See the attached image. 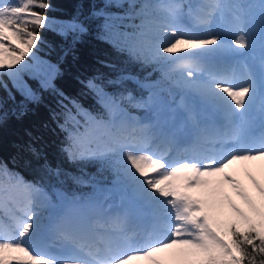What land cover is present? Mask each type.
Wrapping results in <instances>:
<instances>
[{
    "label": "snow or ice",
    "instance_id": "snow-or-ice-1",
    "mask_svg": "<svg viewBox=\"0 0 264 264\" xmlns=\"http://www.w3.org/2000/svg\"><path fill=\"white\" fill-rule=\"evenodd\" d=\"M51 8L49 0H0V58L11 60L5 65L0 59V75L9 76L13 87L30 102L39 98L21 78L30 65L20 62L30 54L38 59L34 49L41 41L39 30L50 26L47 12ZM226 8L232 9L230 17ZM91 16L106 17L107 13L93 10ZM87 30L79 18L68 24L74 39L75 34ZM160 37L163 43L154 48H134L133 55L164 63L192 61L181 67L188 69L187 86L196 89L205 105L241 124L256 107L264 123V0L231 5L208 0L192 17L190 26L174 14L170 25L160 30ZM257 39L261 49L258 65L242 78L229 71L226 63L210 66L188 58L195 50L208 57L242 55L255 46ZM11 41L19 48L12 47ZM193 67L196 71L191 70ZM57 71L53 65V76ZM197 76L201 77L199 81ZM97 79H88L85 88L94 93L109 115L119 118L106 123L73 102L76 114L83 119V131L69 132L68 143L61 150L70 161L98 162L107 169L112 175L111 187L101 190L107 195L103 200L95 195L62 197L61 204L54 206L46 197L37 201L33 193L40 189L14 178V187L24 194V203L11 224H0V264H132L138 260L150 264H257L258 256V264H264V184L250 177L260 198L256 200L225 173L236 162L264 159V136L248 141L240 131L208 138L209 143L223 147L241 136L238 143L229 145L231 151L217 158L201 150L205 137L185 139L166 127L159 118L161 101L155 95L135 104L153 110L154 119L129 123L122 102L131 101L132 93L111 95ZM125 79L128 77L122 76L108 84L123 87ZM3 86L7 88V84ZM41 86L52 87L51 79L42 81ZM69 119L76 120V116L70 114ZM32 151L39 157L35 148ZM44 167L52 170L47 161ZM55 171L59 174V169ZM223 184L232 187L243 208L222 196ZM113 193L145 209L148 226L140 238L126 235L132 219L129 212L110 214L105 207ZM45 208L51 209L47 215ZM225 209L231 215L222 219ZM101 218L113 226L103 237L91 229V224ZM170 249L177 250L173 259L158 257ZM9 253L22 256L6 255Z\"/></svg>",
    "mask_w": 264,
    "mask_h": 264
},
{
    "label": "trees",
    "instance_id": "trees-1",
    "mask_svg": "<svg viewBox=\"0 0 264 264\" xmlns=\"http://www.w3.org/2000/svg\"><path fill=\"white\" fill-rule=\"evenodd\" d=\"M162 1L49 0L52 5L47 12L50 26L39 30L41 41L34 49L38 59H32L30 54L20 62L27 61L30 65L21 77L39 99L36 102L25 99L13 87L9 76L0 75V219L15 214L13 206L20 208L24 203V194L14 187V178L41 188L54 206L61 204L62 197L95 195L103 200L107 195L101 191L111 187L112 175L107 169L98 162L70 161L61 150L68 143L69 132L83 131V119L76 114L73 102L100 116L106 123L111 120L94 93L85 88L88 79L98 78L97 83L111 95L118 96L121 92L126 95L130 91L132 100L123 101L122 107L135 122L144 121L149 113L146 108L135 106L148 92L157 91L173 99L184 90H196L187 86V78L170 75L171 63L133 55L134 48H154L155 44L164 42L160 30L167 21L161 11ZM176 1L186 15L197 0ZM99 9L107 16L93 18L91 12ZM74 18L83 21L88 29L85 33L75 34V39L74 34L68 32V24ZM10 44L19 48L14 41ZM0 59L5 65L11 63L9 59ZM53 65L58 69L54 76ZM122 76L128 77L123 81V87L108 84L109 80ZM50 79L52 87L43 88L41 82ZM70 114L76 116V120L69 119ZM61 125H64L63 130ZM85 146H88L87 141ZM33 148L40 153L39 157L33 153ZM45 161L51 171L44 167ZM231 176L253 199H260L250 177L264 184V170L253 167L248 171H234ZM118 194L109 196L105 204L113 203ZM225 198L244 207L232 187ZM230 215L225 209L221 218ZM166 258L173 259L174 253Z\"/></svg>",
    "mask_w": 264,
    "mask_h": 264
},
{
    "label": "rangeland",
    "instance_id": "rangeland-1",
    "mask_svg": "<svg viewBox=\"0 0 264 264\" xmlns=\"http://www.w3.org/2000/svg\"><path fill=\"white\" fill-rule=\"evenodd\" d=\"M207 2L208 0H197L194 5L190 9H188L186 15H184L181 11L179 3L176 0H163L161 3V11L165 15L167 21L166 26L170 25L171 20L173 19V16L176 13H178L179 20L182 24H184L185 26H190L192 17L197 13L201 12L202 7ZM220 2L225 5H231L236 3L245 4L248 3L249 0H220ZM231 12L232 9H225V13L229 17L231 15ZM259 48L260 44L259 40L257 39L255 46L250 49L248 53L242 55H230L227 58H221L217 56L208 57L202 55L200 53V50H195L193 53L189 54L188 58L194 59L201 63L208 64L210 66H217L226 63L229 71L234 73L237 78H242L250 68H256V66L258 65L259 57L261 54ZM192 63V61L183 60L171 63L172 70L170 71V75H176L179 78L188 79V69H185L181 66L184 64L191 65ZM191 70L196 71L195 67H193ZM49 78H51V75L49 76ZM200 79L201 77L197 76V80ZM150 95H155L159 97L161 101L159 118L162 122H166V127L169 130L176 131L177 134L183 136L185 139H187L189 135H191L192 137L197 135L205 137V139H202L201 141V150L206 154L216 155L217 158H222L224 155L227 154V151H231L232 148L229 147V145L238 143L241 136L238 135L230 139L228 143L225 144L223 147L218 144L209 143L208 138L218 137L224 134H228L231 136L232 133L240 131H242V138L248 141H257L262 136H264V123L261 122L259 112L256 107H254L251 117L246 122L241 124V122L239 121H233L232 119L230 120L227 116H225L222 111L205 105L204 102L199 98L198 92L196 90H184L173 99L169 97H164L161 93L157 91H150L146 94L144 100H147ZM147 110L149 113L147 114L145 120L139 122V124H143L148 122L149 120L154 119V111L149 109ZM124 116L129 123H135L128 115L124 114ZM118 118V115H110V121L116 120ZM253 167H260L262 170H264V159L236 162L230 165L227 169H225V173L231 176L234 171H248ZM230 188L231 186L227 184H223L221 186L220 191L223 197H226V192ZM38 189H40L39 192L33 193L37 201H41L44 199V197H46L47 202H49L51 205H54V203L50 200L49 196L41 188ZM124 199L128 200L127 198H122L121 194H118L116 200L113 203L105 204V207L109 208L110 214H116L119 212L127 211L131 214V220L143 219L145 215V209H143L141 205L134 203L135 206L139 207L140 211H142V213L139 214L134 211V206L129 208L125 206L123 202ZM13 209L16 210V213L9 214L8 216H6L7 219H0V224H11L13 217L19 215L18 206L14 205ZM49 211H51V209L45 208V215H47ZM98 221L99 222L96 223V226L102 229L104 236L106 234H109L113 230L112 225H107L106 227L103 226L105 225L104 222H106L104 218H101ZM130 223L131 221L128 223V227ZM92 225H94V222L91 224V226ZM132 235H134V233L130 234L129 237L134 238L132 237ZM134 239H138V237H135ZM176 251V249H170L167 250L165 253H160L157 255L158 257L166 258L168 254L175 253ZM6 255L22 256V254L19 253H9ZM132 264H150V261L138 260L133 261Z\"/></svg>",
    "mask_w": 264,
    "mask_h": 264
},
{
    "label": "bare ground",
    "instance_id": "bare-ground-1",
    "mask_svg": "<svg viewBox=\"0 0 264 264\" xmlns=\"http://www.w3.org/2000/svg\"><path fill=\"white\" fill-rule=\"evenodd\" d=\"M186 100V99H185ZM187 102V101H186ZM185 102V103H186ZM199 105V104H198ZM200 109V108H199ZM230 119V118H229ZM231 120V119H230ZM235 123V122H234ZM237 125V124H236ZM222 129V128H221ZM223 132V131H222ZM216 135V134H215ZM123 202H124V204H125V206H127L128 208L129 207H132V206H134V211L135 212H137V213H139V214H141L142 213V211H140V209H139V207H137V206H135V204L134 203H132V202H130V201H128V200H126V199H124L123 200ZM144 218H146V219H148L147 218V216H146V214L144 215ZM131 221V220H130ZM97 222H99V221H95L94 222V225H92L91 226V229H92V231L94 232V229H101V228H99V227H97L96 226V223ZM104 222V221H103ZM105 223V225H103V226H107V225H111V224H109L108 222H104ZM102 227V226H101ZM136 227L133 225V223H130L129 224V227L127 226V230H126V233H127V235L129 236L131 233H134L136 230ZM95 233V232H94ZM96 235H98L97 233H95ZM132 237H138V238H140L139 236H136V235H132Z\"/></svg>",
    "mask_w": 264,
    "mask_h": 264
}]
</instances>
